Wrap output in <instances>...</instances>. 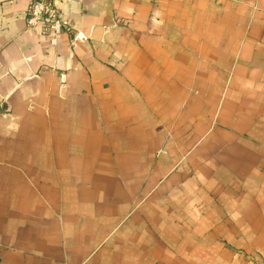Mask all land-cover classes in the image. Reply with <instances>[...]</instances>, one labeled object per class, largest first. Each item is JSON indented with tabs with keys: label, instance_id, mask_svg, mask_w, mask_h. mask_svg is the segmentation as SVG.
Segmentation results:
<instances>
[{
	"label": "crops",
	"instance_id": "1",
	"mask_svg": "<svg viewBox=\"0 0 264 264\" xmlns=\"http://www.w3.org/2000/svg\"><path fill=\"white\" fill-rule=\"evenodd\" d=\"M29 3L0 0V264H264V0H56V44Z\"/></svg>",
	"mask_w": 264,
	"mask_h": 264
},
{
	"label": "built area",
	"instance_id": "2",
	"mask_svg": "<svg viewBox=\"0 0 264 264\" xmlns=\"http://www.w3.org/2000/svg\"><path fill=\"white\" fill-rule=\"evenodd\" d=\"M27 27L47 36L52 44H56L58 36L63 31L71 30L72 24L61 15L56 0H30Z\"/></svg>",
	"mask_w": 264,
	"mask_h": 264
},
{
	"label": "rangeland",
	"instance_id": "3",
	"mask_svg": "<svg viewBox=\"0 0 264 264\" xmlns=\"http://www.w3.org/2000/svg\"><path fill=\"white\" fill-rule=\"evenodd\" d=\"M1 106H2V109H3L2 111H3V112L8 111V108L4 106V103H3ZM4 107H5V108H4ZM5 109H6V111H5ZM255 259H256V258H255Z\"/></svg>",
	"mask_w": 264,
	"mask_h": 264
}]
</instances>
